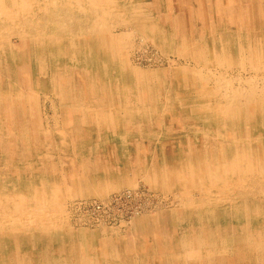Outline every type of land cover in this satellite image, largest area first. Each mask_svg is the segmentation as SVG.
I'll return each instance as SVG.
<instances>
[{
  "label": "bare ground",
  "instance_id": "bare-ground-1",
  "mask_svg": "<svg viewBox=\"0 0 264 264\" xmlns=\"http://www.w3.org/2000/svg\"><path fill=\"white\" fill-rule=\"evenodd\" d=\"M129 1L131 0H0V24L16 27L10 28L8 38L0 36V67L7 77L13 74L15 79L13 86L0 90V159L3 166L10 167V182H5L0 175V264H121L117 258L109 259L107 238L100 236V233L76 234L70 229L66 231L64 200L70 192L69 183L59 178V169L51 162L49 167L44 166V170L37 162L41 154L37 153L40 141L43 144L42 139L46 136L44 132L38 135L36 131L40 125L37 92L47 89L52 91V95L69 93L71 112H78L82 117L81 123L87 124V128L97 127L98 133L86 132L78 140L79 146L94 143V150L91 148L93 152L77 148L76 151L87 167L96 170L99 168L108 173L105 176H108L110 188L117 189L132 183L133 178L123 175V178L114 180L112 175L120 167L125 169L121 162H126L127 155L131 154L129 157L133 161H145V170L157 160L158 170L173 178L174 184L186 197L184 205L189 206L196 215H201L207 209L206 203L219 205L220 202H228L227 211L230 215L231 211L243 206L244 223L237 231L231 230L241 234L243 242L236 244L231 250L220 246L210 248L207 246L205 230L199 226L198 231L195 230L198 232L197 236L192 234L190 237L189 232L184 234V247L181 244L182 249L184 248L181 257L183 264H212L217 256L222 255H231L228 259L224 257L228 264H264V216L256 208L246 209L250 206L245 198L242 202L234 196L246 190L251 178L264 174V155L256 157L244 147L248 141L249 144L254 142L261 151L264 146V113L261 114L264 111V0H132L145 6L150 11L148 14H142ZM50 7L52 32L48 36L52 40V51L50 49L49 52L48 49H42L46 44L40 43L43 35L41 21L35 19L41 11L47 12ZM61 11L71 13L72 19L77 15L76 23L74 24L73 19L67 26L55 15V12ZM29 19L36 23H31L32 20ZM28 26L33 28V36L26 34L25 28ZM117 28H120L119 32L115 33ZM133 29L142 33L165 53L176 54L177 58L184 60L182 66L169 67L173 73L171 78L176 81L170 78L173 82L170 80L168 91H173L176 95L189 92L195 97L181 103L190 112L201 116L196 118L203 121L204 131L197 133V136L193 133V136L183 134L187 125L178 124L180 119L176 118L177 114L170 117V120H159L160 123L168 120L165 125L154 122V114L150 113L159 110L163 117L167 106L160 105L161 108H158L148 102L149 97L147 101L149 93L153 96V93L158 94L159 91L157 83L153 81L154 74L142 71L129 62L126 47L132 38L130 36ZM216 29L221 32L218 40L213 35L218 32ZM43 30L48 31L46 28ZM253 32L261 34L256 41L251 35ZM216 42L218 48L214 44ZM45 65L52 75L50 83L40 79ZM232 69L239 76L236 84L232 81L235 79L227 77ZM184 73H188L193 82L184 85L180 78V74ZM221 76L225 81L224 90L209 85L211 77ZM76 79L80 80L87 96L84 102L78 101L74 85ZM174 82L175 87L171 89ZM194 82L200 83V88H196ZM108 97L111 99L110 104L106 102ZM102 102L109 112L98 111V105ZM171 105L170 111L183 109L179 102H172ZM71 121L72 119L69 123ZM225 121L229 122V132L224 131L227 128ZM175 126H179L182 131H177L180 128ZM131 130H139L138 133L141 130L143 139H154L156 159L153 156L145 157L142 151L134 148ZM192 131L195 132L193 129ZM58 135L59 138L62 137L61 140L69 137L64 131H59ZM202 136L212 140L219 155L223 153L226 144L229 146L230 153L224 164L221 162V166H215L213 161L214 164L210 167L207 162L205 163L209 166L199 161L202 163L192 167L182 163L184 155L204 146ZM102 138L105 139L108 158L100 156L97 150L102 144ZM74 145L77 144H71L72 147ZM24 173H28L27 177ZM102 174L104 177V173ZM163 177L164 181L168 180ZM192 189L199 192L198 201L192 202ZM211 193L213 198L210 199ZM190 210H187L188 215ZM218 230L212 232L217 234ZM181 235L183 236L182 232ZM220 235L217 236L218 240ZM177 237L181 238L180 233ZM81 240L85 241L82 247L78 245Z\"/></svg>",
  "mask_w": 264,
  "mask_h": 264
},
{
  "label": "rangeland",
  "instance_id": "rangeland-1",
  "mask_svg": "<svg viewBox=\"0 0 264 264\" xmlns=\"http://www.w3.org/2000/svg\"><path fill=\"white\" fill-rule=\"evenodd\" d=\"M132 2L134 3V7L139 9V11L142 14H148L147 12H150L145 6L138 4V3L136 4L135 1L131 0L128 3L132 5L133 4ZM41 12L39 13V17L37 19H35V21L39 20V22L40 21L42 22V23L40 22V26H41L43 35H42V38L40 39V43H41V45L46 44L45 47H42V49H44V51L46 49H48L47 51L50 52V49L52 51V40H51V37L48 36V34L52 32V7H50V9L47 12H44V11H41ZM57 12H55V15L58 16L59 19H62L63 22L68 24L67 26L70 25L71 20H73V19H75L74 24L76 23L77 15H74L73 19H72V17L70 18L71 13L66 14L62 11L59 13H57ZM45 13H46V15H45ZM112 17L116 20V18L114 16H112ZM27 20H28V18H27ZM30 20H32V19H29V21ZM35 21L32 20L31 23L34 24V23H36ZM44 23H46V24H44ZM44 25H45V27H44ZM42 26H43V28H42ZM0 28H2V29H0V36L8 38L7 36H9V34H11L10 28H16V27L15 26L11 27V25L8 27L7 25H1L0 24ZM45 28L48 31L44 32L43 29H45ZM118 29H120V28H117L115 33L119 32ZM216 31H218V32L214 33L213 35H215V38L217 36L216 40H218L221 36V34H220L221 32H219V30H217V29H216ZM5 32H8V34ZM25 32H26V34H28V36L29 35L33 36V34H34L33 28L32 27L30 28V26L25 28ZM5 34H7V35H5ZM251 35H252L254 41H256V39L259 38V36H261V34L259 32H253V33H251ZM130 37H132V38H130V41L126 47V49L129 51V62H130V64L137 67L138 69H140L142 71H147V72H151L152 74H154L153 81H154V83H157V86H158V90H159L157 92L158 94L153 93V96H152V93H149L146 97L147 101H148V97H149L148 102L157 106L158 108L159 107L161 108V106H167V112L164 113L163 117H162V114L159 110H156L155 113L154 112L150 113V114H154L153 115L154 122L156 124H162V125L164 124L165 125L166 124L165 122L170 120V117L176 116V114H177L176 118L180 119L178 124L181 126L187 125V126H185V131H183L184 132L183 134H185V135L190 134L191 136H193L192 135V133H193L195 136H197L198 135L197 133H201L202 131H204V126L202 127L203 121L199 120L200 121L199 122L198 119H201V118H196V117H201L200 114L194 113L192 111L190 112L187 109V107L183 106V103H181L182 101H185V99L190 100V99H193L195 97L190 95L189 92H181L180 94L176 95V94H173L175 92L172 91L169 93V91H168V88H169L168 85H169L170 80L172 79V80L176 81L174 78H171V76L173 77V73L171 71V68H169V67L182 66V65H184V60L182 58H177L176 54L165 53L161 48H158L156 45L152 44L150 42V40H148V38L144 37L143 34L137 30L133 29L132 35ZM28 41H29V44L32 43L30 39ZM13 42H14V38H13ZM214 44H215L216 48H218L217 42ZM96 51H97V47L94 49L95 53H96ZM156 69H157V71L155 72ZM47 71H48V73H47ZM204 72H206V70H204ZM50 75H51V73L49 72L47 65H45L44 74L41 75L40 79L41 80L44 79L45 83H50V77L52 76V75L51 76ZM246 75L247 74H245V76ZM45 76H46V78H45ZM57 76H59V75H57ZM180 76L179 77L182 78V80L184 81V85L190 84L191 82H193L190 79L191 77L189 76L188 73L180 74ZM186 76H187V78H186ZM227 77L235 79L232 81L235 82L234 84H236V82H237L236 80H238L239 76H238L236 70L232 69L229 71ZM172 80H171V82H173ZM14 81H15L14 75L11 74L10 76L7 77V74L4 71V69L2 67H0V90L1 89H3V90L8 89L9 86H13L15 83ZM74 82H75L74 85H76L75 88L77 89L78 101L80 100V102L81 101L84 102V100L87 99V96H85L83 85L81 84L80 80H78V79H76ZM196 83L198 86L196 85ZM196 83L194 82V86L196 88H198V87L200 88V83H198V82H196ZM208 83L211 87L219 88L221 90H224L226 87L223 76H221L220 78L211 77L209 79ZM62 85H64V84H62ZM48 87H50V85ZM173 87H175V82H174L173 86L171 87V89ZM57 89H58V85L56 86V90ZM64 89L66 90L67 87H65ZM50 93H51V95H50ZM185 94L186 95L188 94V95L186 96ZM41 95H42V97H41ZM43 96L45 97V99ZM37 97H38V110H39L40 125H38L39 129H37L36 131H38V135H40V132H44L46 135L42 139V140H44L43 144L40 141V143H41L40 149L38 150L37 153H41V154L38 156L37 162L40 164V168H42V170H44L45 165L49 167V163L51 162L53 165L56 166L57 170L59 169L57 171L59 174V178L60 179L62 178L63 180H66L69 183V191L70 192L64 200V210H65L66 217H67V222H66V224H67L66 231L67 232L70 229V231H73L76 234H78V232L79 233H84V232L90 233L91 232V233H98V234L100 233L99 234L100 236L102 235L103 237L107 238L108 245H109L108 246V248H109L108 254L111 257L109 259L112 260V258H113V260H115L117 258L121 264L122 263H124V264H156V263L157 264H163V262H164V264H183L181 257L184 253V248L182 249V247H184L182 244L184 242L183 238L186 237L184 234L186 232H189L190 237H192V234H194V236L195 235L197 236V234H198L197 231H198L199 226L204 228L206 242L208 243L207 246L208 247L210 246V248H214V247L217 248L220 246L221 248L224 247V249L231 250L236 244L238 245L239 243L243 242L241 240L242 237H240L241 234H239L238 232L236 233V232L231 231V230L237 231L239 229V227L242 226L244 223L245 216L243 214V208H242L243 206L239 207L240 210L238 208H236L235 210L231 211V215H230L229 211H227L228 210V202H223V203L220 202L219 205L214 204L215 207L212 203H206L205 207L207 209L204 212H202L201 215H196L195 212H192V209L190 210L189 206L187 207L184 205V203H186L185 202L186 197L180 191L179 187H177V185L174 184L173 178L167 177L166 175H164V173L161 174V171L158 170L159 169V162H157V160L154 161L156 163L152 162V164H151L152 166L149 169L145 170V167H144L145 161L144 162L143 161H140V162L133 161L132 158L130 159V157H129L131 154H128L127 155L128 160L126 159V162H123V161L121 162L125 165V169L120 167L119 170L113 172L112 175H113L114 180L115 179H121L124 176L129 178V179L133 178V179H131L132 183H130L129 185L119 187L117 189L110 188L109 182H108V176H105V174L107 175L108 173H105L104 171L102 172V169H99V168H97V170H96V168L93 169V168L87 167L85 165V163H83L80 160V158H79L80 155L76 151V148L81 149V150L86 151V152L94 150V148L96 146V145H94V143H91V144L87 143L85 145L79 146L78 140H80V138H81L80 135L81 134L83 135L86 132H88V134L91 132H93V133L97 132L98 133L97 127L92 126L93 128L92 127L87 128L86 127L87 124L81 123V118H82L81 115L78 112H74V113L71 112V107L69 105L71 95H69V93L66 94V92H64V95L62 94L61 96H58V94L52 95V91L47 89L44 92H42V90L38 91ZM182 97H183V100H181ZM163 98H164V100H163ZM101 99L104 100V97H102ZM170 101H171V103H170ZM106 102L109 104L111 103L110 97H108V99H106ZM172 102L173 103L179 102L180 106L182 105L181 107H183V109L181 110V108H179L180 111H179V109H171V111H170V108L172 106L171 105ZM98 106H99L98 111H100V112L104 111V113L109 112V109L104 106L103 102L101 105H98ZM262 113H264V111L261 112V114ZM59 115H60V117H59ZM162 118H165V119L167 118L168 120H166L165 122L162 121L163 123H160L159 120ZM71 119H72V121H71V123H69V121ZM262 120L264 122V114H262ZM225 122H226L227 128H225L224 131L229 132L230 131L229 122L228 121H225ZM51 124H53V125H51ZM68 124H71V125H68ZM175 127H177V126H175ZM157 128L159 129L158 125H157ZM157 128H155V130ZM177 128H180V127L178 126ZM192 129L195 130L196 133L193 132ZM179 130L182 131L181 128L178 129L177 131H179ZM59 131H61V132L64 131L67 134H69V137L67 138V140H61L62 137L59 138V135H58ZM138 131L139 130H131L130 131L131 142L133 141L132 143H134L133 144L135 146L134 148H137V149H139V151H142L144 154V155L143 154L142 155L145 157L147 156V157L151 158L153 156V158H155L156 156L154 155V149H155V147H154L155 141H153L154 139H151V140L143 139V137L141 135V133H142L141 130H140V133H138ZM163 131H166V130H163ZM131 132L133 133L132 135H131ZM200 135H202V134H200ZM202 138H203L202 140L204 142V146L200 147L199 150H196L197 153L191 152V153L187 154V156L184 155L183 159L185 160V158H186V160L185 161L182 160V163L189 165V166H192V167H195L198 165V163H202V162H203V164L205 162H207L210 165V167L212 166L211 164H214V163H215L214 164L215 166H221V164H224L228 160L227 155H229V153H230L229 152L230 148L228 149L229 146L226 144L224 146L223 153L221 155H219L215 146H213V142H211L212 140L210 138H208L207 136H202ZM72 139H73V142H72ZM86 141H88V139H86ZM101 141H102V144L99 146L100 150L99 149H97V150L99 151L100 156L102 155L103 157L108 158L109 155L107 154V147L104 145L105 139L102 138ZM226 141H227V139H226ZM44 142H45V144H44ZM74 142L77 145H74V147H72L71 144H73ZM248 142H247L248 145L246 144V146H244V147L250 153L253 152L251 154L256 155V157L264 155V154H261V153H264V150H263L264 146H263V149L261 151V150L257 149L258 147H256V144L254 142H253V144H255V145H253L252 143L249 144ZM44 145H46V146H44ZM64 146H65V148H64ZM91 148H92V150H91ZM60 150H62V151H60ZM45 152L47 153V156L45 155L46 154ZM42 153H44L45 156ZM213 153L215 155H213ZM224 153H225V155H224ZM197 154H199L200 156ZM205 157H206V159H205ZM202 158H203V160H202ZM217 160H219V162ZM199 161H202V162H199ZM213 161H214V163H213ZM216 162L218 163V165ZM221 162H223V163H221ZM2 163H3V161L1 160L0 161V175H2V178L4 179V181L8 183V182H10L9 181L10 180V174H9L10 167L9 166H3ZM207 163H205L204 165L209 166ZM139 166L141 167L142 170L140 169ZM140 170L143 174H141ZM133 171H134V174H133ZM126 172H127V174H126ZM95 173H96V176L94 175ZM102 173H104V177H103ZM23 175L25 177H27L28 173H24ZM132 175H134V176H132ZM160 175L165 176L168 180L164 181L165 180L164 177L162 176V178H161ZM100 178H101V181H100ZM101 182H102V184H101ZM74 184L76 187L74 186ZM87 184H88V186H87ZM165 185H167V186H165ZM174 187H176V188H174ZM95 188H96V190H95ZM98 188H100V189H98ZM162 188H164V189H162ZM124 190H126V191H124ZM81 191H83V192H81ZM176 191H178V192H176ZM96 192H99V193H96ZM101 192H102V196H101ZM97 195H99V196H97ZM209 195H210V199L213 198V193H211ZM179 196H180V199L178 198ZM234 196H235V198L240 199L241 201H242V199L244 200V198H245L246 203L248 201L247 205L250 206V207H247L246 209H248V208L251 209V207L256 208L258 210V212L262 213L264 216V206H263L264 204L261 203V202H264V200H263L264 199V174L261 176H256L254 178H251L246 185V190L241 192V193H236ZM190 198H191L192 202L198 201L199 192L195 189L190 190ZM173 200H176V201H173ZM258 200H260L261 202H259ZM94 201H97V203L102 202L103 204L107 205V207H109V209L105 207L106 210L100 213V216L98 217V219H94L93 215L90 212L86 211V208L88 206H90V204H92ZM78 202H80V203H78ZM242 202H244V201H242ZM102 203H100V204H102ZM182 205H184L185 207ZM184 208H185V210H184ZM186 209L188 211L190 210L191 215L190 214L188 215L189 212L187 213ZM236 210H237V212H236ZM215 211L217 212L216 215L214 214ZM223 212H224V214H222ZM228 213H229V215H228ZM226 215H228V216H226ZM240 215L242 216V220H241ZM234 216L235 217L237 216L236 217L237 220ZM174 220H176V221L178 220V221L176 222ZM233 221H235V222H233ZM197 223H198V225H197ZM234 225H235V227H234ZM172 229H173V231L175 230L174 231L175 233L172 231ZM176 229H177V231H176ZM196 229H197V231L195 232ZM216 229H219L218 230L219 233L214 234V232H212V231H214ZM76 230H77V232H76ZM192 230H194V231H192ZM171 232H173V233H171ZM181 232H182L183 236L181 235ZM179 233H180L181 238L177 237V236H179ZM218 235H220V237H219L220 240H218V238H217ZM172 236H173V238H172ZM238 237H240V238H238ZM172 239H173V241H172ZM180 239H182V240H180ZM229 240H230V242H229ZM84 243H85V241L81 240L78 242V245H81V247H82V244H84ZM132 244L134 245V247ZM179 244H180V246H179ZM181 244H182V247H181ZM178 247L180 249H178ZM173 248H175V249L173 250ZM165 250H167V251H165ZM162 252H163V254H162ZM176 253H178V255ZM121 254H122V256H121ZM129 257H130V259H129ZM224 257L226 259H228L229 257H231V255H227V256L222 255L220 257L217 256L215 258L216 260H213L212 264H228L227 261L224 260ZM187 264H191V263H187Z\"/></svg>",
  "mask_w": 264,
  "mask_h": 264
},
{
  "label": "built area",
  "instance_id": "built-area-1",
  "mask_svg": "<svg viewBox=\"0 0 264 264\" xmlns=\"http://www.w3.org/2000/svg\"><path fill=\"white\" fill-rule=\"evenodd\" d=\"M100 203L102 202L97 203V201H94L92 204H90V206L86 208V211L90 212L93 215L94 219H98V217L100 216V213L106 210L105 207L109 209L107 205L103 203L100 204Z\"/></svg>",
  "mask_w": 264,
  "mask_h": 264
}]
</instances>
